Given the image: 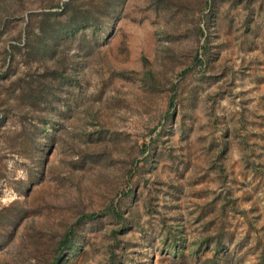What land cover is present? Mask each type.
I'll return each instance as SVG.
<instances>
[{"label":"rangeland","instance_id":"1","mask_svg":"<svg viewBox=\"0 0 264 264\" xmlns=\"http://www.w3.org/2000/svg\"><path fill=\"white\" fill-rule=\"evenodd\" d=\"M0 264H264V0H0Z\"/></svg>","mask_w":264,"mask_h":264},{"label":"trees","instance_id":"2","mask_svg":"<svg viewBox=\"0 0 264 264\" xmlns=\"http://www.w3.org/2000/svg\"><path fill=\"white\" fill-rule=\"evenodd\" d=\"M72 2H73V0H72ZM70 5H71V3L70 4H66L65 10H68L70 8ZM44 51L47 52L48 51V48L47 49H44Z\"/></svg>","mask_w":264,"mask_h":264}]
</instances>
